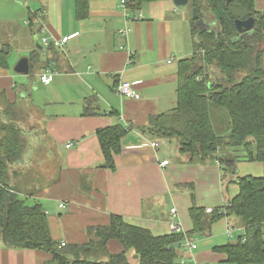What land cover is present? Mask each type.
<instances>
[{
  "label": "crops",
  "instance_id": "1",
  "mask_svg": "<svg viewBox=\"0 0 264 264\" xmlns=\"http://www.w3.org/2000/svg\"><path fill=\"white\" fill-rule=\"evenodd\" d=\"M255 7L263 10L264 0H255ZM36 12L42 25L34 19ZM139 12L142 18L135 20L132 15L138 11L125 17L119 0H90L89 16L80 21L74 0H0L6 34L0 47L9 44V56L16 55L11 65L8 56V68H0V88L9 100L16 97L22 103L21 125L28 141L15 180L28 202L42 204L52 238L65 246L86 243L87 227L108 224L111 214L155 235L169 233L171 221L184 233L191 228V187L196 205L204 208H220L228 197L218 163H190L179 154L177 141L146 129L151 116L174 107L178 60L189 56L191 48L186 49L181 36V22L188 19L184 7L157 0L143 4ZM31 17L41 29L26 22ZM124 28L126 34L119 33ZM63 37L68 39L58 47L42 42ZM33 52L38 61L31 72L16 77L11 66ZM45 70L53 72L48 84L39 79ZM122 80L132 83L139 99L117 93ZM88 98L95 114H84ZM116 123L128 130L111 170L101 166L96 131ZM164 160L168 164L161 165ZM228 222L237 234L242 231L234 217H224L213 231L226 234ZM107 249L116 253L122 246L111 240ZM196 249L197 243L192 249L181 246L182 264L224 262L222 253H194ZM126 255L130 264L138 263L133 249ZM51 261L52 255L42 250L6 247L0 235V264H55Z\"/></svg>",
  "mask_w": 264,
  "mask_h": 264
},
{
  "label": "trees",
  "instance_id": "2",
  "mask_svg": "<svg viewBox=\"0 0 264 264\" xmlns=\"http://www.w3.org/2000/svg\"><path fill=\"white\" fill-rule=\"evenodd\" d=\"M153 1L157 0H127L126 5L134 12ZM89 3L74 0L77 20L87 19ZM188 4L197 14L190 18L193 51L178 60L175 105L151 116L146 129L155 137L176 139L179 154L190 163H218L225 189L229 185L224 184V178L231 167L237 170V158L258 162L263 174L228 179L237 192L210 213L196 205L191 187V228L184 233L173 230L155 235L111 214L108 224L87 227L86 243L61 245L51 236L42 204L28 202L17 186L16 171L28 145L21 125L24 107L16 97L9 100L6 89L0 88V235L6 247L48 252L55 264H130L129 249L134 250L137 264H182L179 250L184 240L193 235L209 236L217 221L234 217L242 230L236 241L215 245L213 251L224 254L226 263L264 264V9L257 10L255 0H189ZM34 14L42 25L41 13ZM248 17L255 19L253 28L239 32L235 19ZM26 22L37 30L42 28L32 17ZM10 51L9 44L0 47V68H8ZM37 61L33 52L30 67ZM89 100L84 114H95ZM211 107L226 114V132L216 131ZM127 130L121 123L97 129L102 167L115 169L114 155L121 152V138ZM111 240H117L122 250L109 252Z\"/></svg>",
  "mask_w": 264,
  "mask_h": 264
},
{
  "label": "rangeland",
  "instance_id": "3",
  "mask_svg": "<svg viewBox=\"0 0 264 264\" xmlns=\"http://www.w3.org/2000/svg\"><path fill=\"white\" fill-rule=\"evenodd\" d=\"M176 7H178V8L184 7L188 12V19H186V21L181 22L180 28H181V36L183 38V41L186 42V49H187V47L191 48L190 52L192 53L193 48H192V37H191V23H190L189 19L194 16V11H193L194 8H191V6L189 4H186L185 6H176ZM21 24L22 23H20V26H21ZM206 24H207V26L210 25V26L214 27L212 21L209 22V25H208V23H206ZM0 30L2 33V35H0V37L5 36V38H6V34H3L4 33V27L1 25H0ZM5 40H7V39H5ZM5 43H8V42H5ZM187 43L189 46H187ZM16 51L17 50H15L13 52H16ZM15 56H16L15 54L9 56L10 65L13 62V58ZM11 69L13 70V65L11 66ZM19 76H21V75L20 74L16 75V77H19ZM211 116H212V121H213L214 127L218 133H224V132H226V130H228V127H229L228 118L222 109H219V108L215 109V108L211 107ZM173 140H175V142H176V139H173ZM234 165L236 166L237 170L234 171L233 168L231 167L232 172H230L231 170H229L227 172L228 173L227 176H225V178H224V184H227V186L229 185L228 196H231L237 192V186L232 181H229L228 179H231L232 177H236V176H244V175L261 176L263 174V168L258 162H251V161L245 160L243 158H237ZM33 175H35V174H33ZM183 186H185V185H182V187ZM221 220L223 221V219H221ZM221 220H219L217 222H222ZM233 232H234V235H232L231 237H229L227 235L228 236L227 237L226 236L227 233L226 234H224V233L216 234L215 231H213V227H212L210 236L198 235L194 239H192L197 243V246H198V249L194 250L193 252L197 253V252L212 251V248L215 245H221V244H225L227 242H234L237 239L238 229L237 228L233 229ZM182 262H183V260H182ZM212 263L213 264H230V263H226V262H219L217 260L213 261Z\"/></svg>",
  "mask_w": 264,
  "mask_h": 264
},
{
  "label": "built area",
  "instance_id": "4",
  "mask_svg": "<svg viewBox=\"0 0 264 264\" xmlns=\"http://www.w3.org/2000/svg\"><path fill=\"white\" fill-rule=\"evenodd\" d=\"M120 1V5L123 7V14L125 17H129L130 16V11L128 10L127 8V0H119ZM132 18L133 19H140L142 18V14L141 12H138L134 15H132ZM128 31L127 28H124V29H120L119 30V33L121 34H126V32ZM68 37H63L62 39L60 40H54L52 42H48L46 40V38H42V42L45 44V45H49V44H52L53 46H61L62 43H65L67 41ZM52 76H53V72L49 71V70H45L44 72L40 73L39 74V79L42 83L44 84H48L51 82V79H52ZM116 91L118 94H120L121 96L123 97H126V98H132V99H139L140 98V94L138 93V91H136L132 85V83L128 80H122V81H119L117 86H116ZM150 144L153 146V147H157L158 146V142L156 141H151ZM71 143H67L65 146L68 148L70 147ZM168 164V160H164L161 162V165H166ZM63 203H60L59 204V207H63ZM205 211L207 213H210L213 211V208L211 207H206L205 208ZM171 212L172 213H175V208H172L171 209ZM170 229L171 231L175 230V231H180L179 229V226L174 223L173 221H171L170 223ZM226 231H227V235L229 237H231L233 235V226L228 222L227 223V226H226ZM65 243L64 242H61V245H64ZM184 246H188L190 249L192 248H195L196 247V242L194 240H190V239H186L184 241ZM201 264H209L207 262H203Z\"/></svg>",
  "mask_w": 264,
  "mask_h": 264
},
{
  "label": "water",
  "instance_id": "5",
  "mask_svg": "<svg viewBox=\"0 0 264 264\" xmlns=\"http://www.w3.org/2000/svg\"><path fill=\"white\" fill-rule=\"evenodd\" d=\"M175 6H184L188 4L189 0H172ZM232 0H226L229 3ZM194 16L196 17V9L194 8ZM254 17H248L246 19H235V25L237 30L240 32L243 28L252 29L254 26ZM13 71L18 74H28L30 71V62L27 56L20 57L13 66Z\"/></svg>",
  "mask_w": 264,
  "mask_h": 264
}]
</instances>
